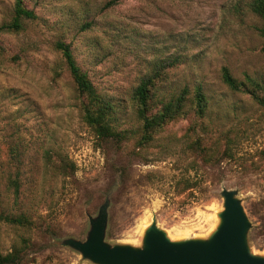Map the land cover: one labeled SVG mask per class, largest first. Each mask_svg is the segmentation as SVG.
Instances as JSON below:
<instances>
[{
  "label": "rangeland",
  "instance_id": "rangeland-1",
  "mask_svg": "<svg viewBox=\"0 0 264 264\" xmlns=\"http://www.w3.org/2000/svg\"><path fill=\"white\" fill-rule=\"evenodd\" d=\"M249 1L22 0L36 17L0 32V205L30 223L0 221V251L25 239L27 264H93L61 241L84 240L106 197L110 243L139 246L146 217L170 239L204 237L222 208L221 190L231 189L250 223V250L264 254V103L220 77L226 67L264 88V35ZM13 6L0 0V23ZM57 40L112 104L117 129L137 127L133 89L162 63L171 65L156 81L159 94L199 87L206 112L193 132L180 118L145 148L130 133L120 143L100 140L81 118ZM196 136L218 149L216 160L191 154L186 145ZM57 155L74 163L73 174L54 171ZM182 177L194 182L185 191Z\"/></svg>",
  "mask_w": 264,
  "mask_h": 264
},
{
  "label": "trees",
  "instance_id": "trees-1",
  "mask_svg": "<svg viewBox=\"0 0 264 264\" xmlns=\"http://www.w3.org/2000/svg\"><path fill=\"white\" fill-rule=\"evenodd\" d=\"M247 7L260 18L261 25L258 27V31L264 35V0H250ZM35 17L33 10L26 8L22 0H14L12 17L8 21L0 23V32H18L23 28L25 19H34ZM54 47L60 53L63 67L73 81L81 118L100 140L120 143L128 139L130 133L135 138L136 147L145 148L171 121L186 118L190 121L187 130L193 132L206 112L207 98L199 87L195 88L192 94L185 87L171 94L168 98L159 94L160 87L156 81L161 77L162 72L163 83L164 70L171 65L170 62L162 63L158 70L141 79L133 89L131 98L138 121L137 127L133 130L117 129L112 122V104L96 89L87 72L78 65L70 45L62 40H57ZM261 50L264 52V47ZM220 77L230 90L242 92L256 102L264 103V88L256 79L247 76L243 80H238L232 76L226 67H222ZM186 147L192 155L205 163L218 158V149L215 146H205L200 136L188 141ZM51 161L54 171L58 174L68 176L75 171L74 163L66 157L57 155L51 158ZM177 183L180 186L179 191H185L191 188L194 182H191L188 177H182L177 180ZM0 221L22 226L30 223L23 214L12 215L7 213L1 205ZM22 242V244H13L7 252L0 251V264H27V246H25L27 242L25 239Z\"/></svg>",
  "mask_w": 264,
  "mask_h": 264
},
{
  "label": "water",
  "instance_id": "water-1",
  "mask_svg": "<svg viewBox=\"0 0 264 264\" xmlns=\"http://www.w3.org/2000/svg\"><path fill=\"white\" fill-rule=\"evenodd\" d=\"M222 208L217 223L204 237L170 239L154 217L143 229L139 246L105 240L109 198L89 217L84 240L65 238L68 245L93 264H264V254L253 253L248 244L250 223L236 192L222 189Z\"/></svg>",
  "mask_w": 264,
  "mask_h": 264
},
{
  "label": "bare ground",
  "instance_id": "bare-ground-1",
  "mask_svg": "<svg viewBox=\"0 0 264 264\" xmlns=\"http://www.w3.org/2000/svg\"><path fill=\"white\" fill-rule=\"evenodd\" d=\"M209 217V216H208ZM212 219H213V217H212ZM150 223V218H148V217H146V219L144 220V222L142 223V225H141V234H142V232H143V229H145V227L148 225ZM217 223V220H215V222H214V224H216ZM215 226V225H214ZM214 228V227H213ZM212 228V229H213Z\"/></svg>",
  "mask_w": 264,
  "mask_h": 264
}]
</instances>
